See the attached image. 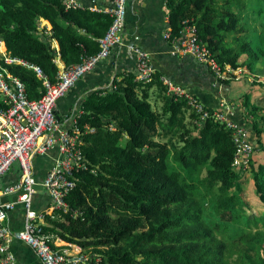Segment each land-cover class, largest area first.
<instances>
[{"label": "trees", "instance_id": "obj_1", "mask_svg": "<svg viewBox=\"0 0 264 264\" xmlns=\"http://www.w3.org/2000/svg\"><path fill=\"white\" fill-rule=\"evenodd\" d=\"M167 5L172 36L191 21L221 65L254 73L264 62V0H167ZM40 18L51 23L50 35L39 29ZM111 23L105 12L66 10L60 0H0L5 48L40 66L52 81L59 70L54 40L64 63L78 64L99 52V39ZM9 69L24 81L31 99L43 95V82L32 69L19 64ZM154 86L164 93L162 111L149 100ZM241 102L251 113L260 110L249 92ZM82 108L78 123L89 169L76 173L78 183L66 197L80 214L55 209L46 216V233L100 255L99 264H264L259 226L264 217L241 213L247 172L232 166L236 148L222 124L208 119L196 126L187 100L169 96L158 72L147 84L134 73L115 79L112 87L88 95ZM252 128L256 150H264L257 117ZM171 156L187 174L171 167ZM248 175L264 208V162L255 166L252 160Z\"/></svg>", "mask_w": 264, "mask_h": 264}, {"label": "built area", "instance_id": "obj_2", "mask_svg": "<svg viewBox=\"0 0 264 264\" xmlns=\"http://www.w3.org/2000/svg\"><path fill=\"white\" fill-rule=\"evenodd\" d=\"M60 1L66 10L88 8L105 12L112 18V23L106 34L99 39V52L84 56L78 64L67 66L56 46L57 57L54 61L59 70L55 81L50 80L40 66L14 56L0 39V179L14 166L19 169V178L6 184L0 192L3 196L17 195L16 200L0 202V264H17L15 254L10 249L13 238L29 244L44 264H99L101 261L100 255L84 253L79 245L77 257L62 248L54 234L44 231V216L33 207V198L38 191L36 185L41 184L49 194L54 209L72 211L73 216L80 214L70 208L66 197L78 183L76 173L89 169L82 148L83 132L78 123V117L84 113V109L78 108L70 117V126H65L56 116V107L59 99L66 96L80 79L92 72L114 48L124 43L128 0H108L107 7L86 6L80 0ZM39 24V29L50 35L51 24L43 18H40ZM164 36L172 43L173 52L195 58L213 72L218 82L225 84L226 81L242 77L244 68L221 65L191 21L184 22L180 36H172L170 27ZM125 46L127 55L136 62L135 80L142 84L152 82L156 69L151 54L137 44L126 43ZM13 64L32 69L42 80L45 90L40 98L29 97L24 81L9 69V65ZM160 80L167 87L169 96L187 100L197 116L194 120L196 126L200 127L208 119H214L231 132L236 148L232 166L238 172H248L256 151L252 130L234 119L228 108H209L190 89L175 84L170 77L161 75ZM110 129L115 130V125H111ZM92 130V127L86 128V131ZM55 147L59 149L60 157L54 161L43 180H37L34 159ZM92 172L96 173L94 169ZM19 203L25 206L26 221L21 230L12 231L7 220L9 213Z\"/></svg>", "mask_w": 264, "mask_h": 264}, {"label": "crops", "instance_id": "obj_3", "mask_svg": "<svg viewBox=\"0 0 264 264\" xmlns=\"http://www.w3.org/2000/svg\"><path fill=\"white\" fill-rule=\"evenodd\" d=\"M80 1L86 6L107 7L109 5L108 0ZM169 14L167 0H128L126 27L123 32L124 43L114 48L110 55L102 59L92 72L86 74L66 96L59 99L56 107L58 120L65 126H70L71 115L78 108H82V103L88 95L94 91L112 87L115 79L121 80L128 73L135 74L136 62L127 55L125 46L126 43H133L151 54L153 65L160 76L166 75L175 84L190 89L209 108H228L234 119L246 124L252 130L255 144L257 140L256 133L252 128V121L257 117L259 127L263 129L261 142L264 146V84H255L250 77H241L230 81L229 84L220 83L213 72L195 58L173 52L172 43L164 36L170 26ZM57 47H59L58 43ZM224 88L225 90H223ZM247 92L250 94V102L260 107V110L255 114L251 113V109L242 106L241 97ZM154 94L162 100L163 106L164 93L154 86L150 89L149 100ZM187 120H189V113ZM59 157L60 151L55 147L45 155L37 156L34 159L37 180H43L54 161ZM253 158L255 166L264 162V150L257 149ZM248 174L246 173L243 179L246 178V183L250 185L252 179ZM18 178L19 169L14 166L4 178L0 179V192L6 184L13 183ZM16 196V194L3 196L0 193V202L16 200ZM33 207L44 216L42 218L44 224L47 223L46 216H51L55 210L45 189L38 190L34 195ZM25 221L26 209L23 204L19 203L9 213L7 224L12 231H17L24 227ZM55 238L62 248L77 257V244L65 241L57 235ZM10 249L15 254L17 264H44L36 251L18 238L12 239Z\"/></svg>", "mask_w": 264, "mask_h": 264}, {"label": "rangeland", "instance_id": "obj_4", "mask_svg": "<svg viewBox=\"0 0 264 264\" xmlns=\"http://www.w3.org/2000/svg\"><path fill=\"white\" fill-rule=\"evenodd\" d=\"M53 46L56 48L57 46V42L54 40L53 41ZM245 56L242 57L241 60H244ZM244 68V67H243ZM242 77H250L253 79L255 84H264V62L260 61L257 65H256V70L254 73H251L250 71H248V69L244 68V72L242 74ZM150 101L153 103V107L154 109H157L158 111H162V100L156 95L154 94L152 96V98L150 99ZM161 103V104H160ZM165 118V117H164ZM190 120V118H189ZM161 141H165L163 139H160ZM176 144H178V146L180 147L182 145L180 138L177 137V139L175 140ZM254 160V158H253ZM171 161V167L177 170H180L182 173L184 172V174H187L186 170H183L182 165L179 162L174 161L173 157L171 156L170 158ZM251 170V169H250ZM250 170L247 172V174L250 172ZM207 174V171L204 169L202 171V173L200 174V178H204ZM252 188H251V186ZM250 185L248 183H245V185L242 187V190L240 192V196L241 199L243 201V206H242V211L241 213L244 214V216H258V217H264V208L261 205V201L258 198L255 189H254V184H253V180H251ZM204 189V188H202ZM253 189V190H252ZM235 189H231V192H234ZM219 190L216 188L215 192H212V194L210 195V198H215V193H218ZM208 206H210V202H207ZM263 223L260 222L259 226L260 228L264 227L262 226ZM253 230H256V226H252Z\"/></svg>", "mask_w": 264, "mask_h": 264}, {"label": "water", "instance_id": "obj_5", "mask_svg": "<svg viewBox=\"0 0 264 264\" xmlns=\"http://www.w3.org/2000/svg\"><path fill=\"white\" fill-rule=\"evenodd\" d=\"M48 45L50 46V43H48ZM223 90H225V88H224ZM256 142H257V141H256ZM36 188H37L38 190H43V186H42L41 184H37V185H36Z\"/></svg>", "mask_w": 264, "mask_h": 264}]
</instances>
